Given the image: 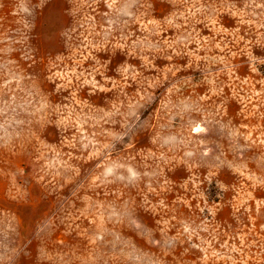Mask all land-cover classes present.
Here are the masks:
<instances>
[{
	"label": "rangeland",
	"instance_id": "rangeland-1",
	"mask_svg": "<svg viewBox=\"0 0 264 264\" xmlns=\"http://www.w3.org/2000/svg\"><path fill=\"white\" fill-rule=\"evenodd\" d=\"M0 264H264V0H0Z\"/></svg>",
	"mask_w": 264,
	"mask_h": 264
}]
</instances>
